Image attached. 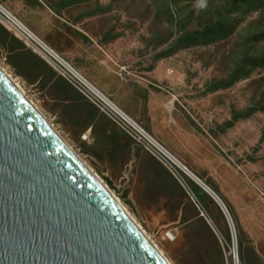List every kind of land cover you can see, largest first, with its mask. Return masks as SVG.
<instances>
[{"label": "rangeland", "instance_id": "1", "mask_svg": "<svg viewBox=\"0 0 264 264\" xmlns=\"http://www.w3.org/2000/svg\"><path fill=\"white\" fill-rule=\"evenodd\" d=\"M0 4L172 155L144 122L149 112L155 118L164 111L166 117L155 127L157 132L167 131L171 143L190 138L184 131L182 137H174L179 119L189 131L212 141L219 165L247 176V186L229 185L228 178L210 171L229 199L222 198L209 178L204 181L229 210L233 234L217 201L188 177L185 181L201 218L169 222L164 204L155 205L137 186L134 157L145 151L73 86L74 94L66 97L61 84L65 80L49 67L21 65L0 46V67L171 264H235L233 250L237 264H264V67L254 66L264 57V3L0 0ZM217 24L227 25L223 39L207 45L187 40ZM193 158L207 164L201 157ZM187 213L194 217L192 209Z\"/></svg>", "mask_w": 264, "mask_h": 264}, {"label": "water", "instance_id": "2", "mask_svg": "<svg viewBox=\"0 0 264 264\" xmlns=\"http://www.w3.org/2000/svg\"><path fill=\"white\" fill-rule=\"evenodd\" d=\"M0 264H169L1 67Z\"/></svg>", "mask_w": 264, "mask_h": 264}, {"label": "crops", "instance_id": "3", "mask_svg": "<svg viewBox=\"0 0 264 264\" xmlns=\"http://www.w3.org/2000/svg\"><path fill=\"white\" fill-rule=\"evenodd\" d=\"M10 36L13 38L15 42L23 46V44L20 41H18L12 35ZM25 52L31 58V59L29 58L30 60L28 59L25 60V64L33 65L35 62L40 64V66L46 65L47 67H49L41 58H39L29 49L25 48ZM49 69L51 68L49 67ZM165 117L166 114L164 113V111H160L158 116L155 118L149 112L147 117L148 119L147 121L144 122L147 124L150 131L155 132L158 135V138L161 141H163L170 150L174 152L175 157L178 160H180V163H182L184 167H186V169L189 170V172L193 173L195 177L199 179L198 181L200 183L202 182L203 184H205L206 182L205 180L209 178L211 182L214 184V187L216 188L215 190H220V192H222L220 186H218L217 183L213 181V179H211L210 177L211 176L210 171L217 170V172H219L221 176L228 178L229 180L228 182L230 183L229 185H233V184L241 185V186L248 185L247 176L245 177L241 175L238 176V172L235 168L230 167L228 165L223 166L218 164V161L215 158V155L217 153H215L214 145L210 139L204 137L202 138L198 137L197 135L189 131L186 127H184V125L179 119L177 120L178 129L173 130L174 137L176 138L182 137L183 136L182 131H184L185 133L189 134L190 138L188 141L181 140L179 143L176 142L171 143L169 141L168 138L169 133L167 131L157 132V128L155 127L156 126L155 122H159L160 118L164 119ZM187 151L190 152V155L187 153ZM194 155H196V157H201L204 160V162H206L207 164L205 165L197 164L195 162V158H193ZM134 159H135L134 167H135V177H136L137 186L140 187L141 192L144 193L145 197L148 198L152 203H154L155 205H159L160 203L164 204L165 214L169 222L184 221L185 223H192L195 219L201 218L199 215L200 206L199 205L197 206L195 202L190 201L189 197L187 196V192L182 186V184L161 163H159L151 155L142 151H139L134 157ZM194 183L197 186H199L208 196H210L215 201V199L209 194V192H207L202 187L203 185L200 186L198 183L196 182ZM249 186L250 188L248 190L252 195L253 189L251 185ZM212 190L213 189H211V191ZM213 192L224 205L222 199L216 194L214 190ZM222 198L229 199V196L223 193ZM217 205L221 208L219 203H217ZM224 207L226 208V206ZM188 208L193 210L194 217H192L190 214L188 215L187 213ZM227 212L230 215L228 209Z\"/></svg>", "mask_w": 264, "mask_h": 264}, {"label": "built area", "instance_id": "4", "mask_svg": "<svg viewBox=\"0 0 264 264\" xmlns=\"http://www.w3.org/2000/svg\"><path fill=\"white\" fill-rule=\"evenodd\" d=\"M0 26L20 41L23 46L41 58L57 75L78 90L95 105L100 113L109 118L122 132L127 134L137 147L153 156L184 187L189 197L198 203L185 181L187 175L177 164L171 153L128 115L117 109L112 101L95 88L76 69L42 42L31 30L0 4ZM233 256L235 258L234 250Z\"/></svg>", "mask_w": 264, "mask_h": 264}, {"label": "trees", "instance_id": "5", "mask_svg": "<svg viewBox=\"0 0 264 264\" xmlns=\"http://www.w3.org/2000/svg\"><path fill=\"white\" fill-rule=\"evenodd\" d=\"M246 4L253 5L257 2L264 3V0H243ZM227 25L225 24H217L215 27H210L203 31L202 33L196 34L192 37H188L187 40L190 42H194V44L207 45L215 42L216 40L223 39L228 33ZM0 46L6 49L8 52L13 53V55L18 59V63L21 65H25V60H30L31 58L25 52V47L19 45L17 42L13 40V38L9 35L7 31H5L2 27H0ZM30 58V59H29ZM35 69L41 68L40 64L35 63L32 65ZM254 66L264 67V57L259 61L254 63ZM61 84H64L63 93L66 97H71L74 94L73 88L64 81H61ZM233 83L226 85L227 87L232 86ZM80 101H83L81 98Z\"/></svg>", "mask_w": 264, "mask_h": 264}, {"label": "bare ground", "instance_id": "6", "mask_svg": "<svg viewBox=\"0 0 264 264\" xmlns=\"http://www.w3.org/2000/svg\"><path fill=\"white\" fill-rule=\"evenodd\" d=\"M9 76V75H8ZM10 77V76H9ZM90 82V81H89ZM91 83V82H90ZM17 84V83H16ZM92 84V83H91ZM93 85V84H92ZM94 86V85H93ZM95 88H96V86H94ZM20 88V87H19ZM98 89V88H97ZM99 90V89H98ZM100 91V90H99ZM107 97V96H106ZM108 98V97H107ZM113 103V102H112ZM115 105V104H114ZM115 107L117 108V109H119V110H121L118 106H116L115 105ZM122 111V110H121ZM123 112V111H122ZM125 115H126V113L125 112H123ZM127 116V115H126ZM172 155V154H171ZM173 157H174V159L177 161V164L182 168V170L184 171V173L187 175V177H189L190 179H192L193 181H195L196 183H198L200 186H202L207 192H209V194L211 195V196H213V198L215 199V201H217V203H219V199H217V197H216V195L214 194V192L213 191H211V189H209L205 184H203L202 182L200 183L199 181H198V179L193 175V173H191V172H189V170L188 169H186V167H184V165L182 164V163H180V161L174 156V155H172ZM83 162V161H82ZM84 163V162H83ZM85 164V163H84ZM86 165V164H85ZM86 167L89 169V167L86 165ZM90 171H91V169H89ZM92 172V171H91ZM97 178H98V180L101 182V184L108 190V192L109 193H111L113 196H114V198H115V200H116V202L128 213V215L131 217V219L139 226V224L136 222V220L134 219V217L128 212V210L123 206V204L121 203V201L119 200V198H117L116 196H115V194L106 186V184H104L103 182H102V180H100L99 179V177L97 176ZM140 227V226H139ZM141 228V227H140ZM142 229V228H141ZM143 230V229H142ZM144 232V231H143ZM145 233V232H144ZM146 234V233H145ZM147 235V234H146ZM148 237V236H147ZM149 238V237H148ZM150 239V241H151V238H149ZM152 242V241H151ZM153 243V245L155 246V248L161 253V251L157 248V246L154 244V242H152ZM162 254V253H161ZM163 255V254H162ZM164 256V255H163ZM165 257V256H164ZM237 257H236V255H235V264H237V259H236ZM166 259V258H165ZM167 260V259H166ZM168 261V260H167ZM169 262V261H168ZM169 264H171L170 262H169Z\"/></svg>", "mask_w": 264, "mask_h": 264}]
</instances>
